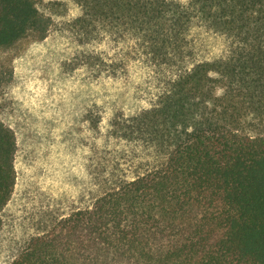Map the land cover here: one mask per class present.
<instances>
[{"label": "trees", "instance_id": "16d2710c", "mask_svg": "<svg viewBox=\"0 0 264 264\" xmlns=\"http://www.w3.org/2000/svg\"><path fill=\"white\" fill-rule=\"evenodd\" d=\"M40 1L0 0V48L46 36ZM88 2L154 69L149 106L111 127L155 162L31 236L10 264H264V0ZM199 30L223 37L219 55L197 57ZM15 151L0 120V226Z\"/></svg>", "mask_w": 264, "mask_h": 264}, {"label": "rangeland", "instance_id": "374dc122", "mask_svg": "<svg viewBox=\"0 0 264 264\" xmlns=\"http://www.w3.org/2000/svg\"><path fill=\"white\" fill-rule=\"evenodd\" d=\"M88 1L41 0L46 36L29 34L0 48V69L8 73L0 85V120L16 137L0 264H10L31 236L155 162L153 149L111 127L115 115L149 106L157 90L154 69L133 52L130 39L87 12ZM196 46L197 57H214L224 39L199 30Z\"/></svg>", "mask_w": 264, "mask_h": 264}]
</instances>
